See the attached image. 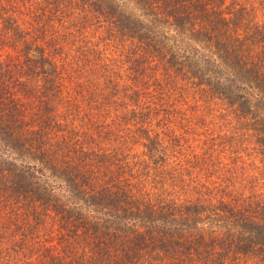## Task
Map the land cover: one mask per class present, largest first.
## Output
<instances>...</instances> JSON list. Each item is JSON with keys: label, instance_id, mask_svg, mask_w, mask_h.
I'll return each mask as SVG.
<instances>
[{"label": "trees", "instance_id": "trees-1", "mask_svg": "<svg viewBox=\"0 0 264 264\" xmlns=\"http://www.w3.org/2000/svg\"><path fill=\"white\" fill-rule=\"evenodd\" d=\"M4 1L0 45L14 55L0 57V264H230L239 256L264 264V200L257 193H230L225 200L223 187L204 193L201 187H209L202 184L180 201L160 192L135 199L120 184L94 182L100 168H84L81 160L92 149L78 141L87 129L71 127L73 119L58 110L64 103L59 75L82 64L81 53L66 55L63 42L103 22L114 38L127 40L133 82L152 62L174 91L188 84L219 100L264 160V13L252 22L245 2L220 13L223 0H14L20 9ZM164 27L204 43L213 59L177 53ZM127 100L121 115L140 119L143 151L157 164L164 154L142 126L154 116L149 107L142 110L136 93ZM87 122L92 130L98 126ZM37 173L64 185L71 201ZM51 222L52 251L39 244Z\"/></svg>", "mask_w": 264, "mask_h": 264}, {"label": "rangeland", "instance_id": "rangeland-1", "mask_svg": "<svg viewBox=\"0 0 264 264\" xmlns=\"http://www.w3.org/2000/svg\"><path fill=\"white\" fill-rule=\"evenodd\" d=\"M244 2L251 21H262L259 12L264 13V0H235V3L223 0L218 9L220 13H230L236 5H243ZM4 3L5 7L20 9L18 1ZM229 24L233 27L232 22ZM161 29L177 53L184 55L192 52L203 60L213 59L212 50L204 43L189 41L185 35L168 27ZM237 33L233 30L231 34ZM118 39L101 22L79 28L74 35L67 36L62 46L66 55L81 53L82 64L75 68L66 67L68 72L59 75L64 103L61 102L58 110L63 111L64 108L68 122L73 119L71 123L74 126L70 123L68 126L78 130L81 127V131L87 129L78 141L80 139L82 144L87 142L92 149L81 163L86 169L92 166L94 172L98 171L94 182L120 184L132 192L135 199L144 195L152 198L155 192H160L161 197L180 201L184 195L192 197L193 185L200 187L203 184L209 187L207 190L201 187L204 193L224 190L222 199L225 200L230 193L246 196L252 192L264 200V160L254 156L250 150L251 144L242 137L244 132L231 115V110L223 109L219 100L201 97L195 87L188 84L183 86L184 90L179 87L180 91H174L168 86L166 77L160 75L161 70L152 67V62L145 63L142 74L136 76L133 82V73L127 69L129 44L125 39ZM6 53L14 55L13 49L1 44L0 57ZM182 83L178 79L176 86ZM133 93L142 103V110L146 112L149 107V114L154 116L142 126L148 129L149 135H156L159 150L164 154L163 160L157 164H151L143 151L136 129L139 122H135L140 119L126 120V116L121 115V103L128 102V96ZM108 100L112 105L105 104ZM127 107L129 105L124 110ZM101 111L106 117L98 116ZM75 113L77 115L73 117ZM89 118L94 127L98 124L95 130L88 128ZM173 139H176L175 144L170 142ZM106 166L107 170L103 172ZM97 167L100 169L96 171ZM37 175L67 202L71 201L64 185L50 175ZM220 187L223 190H219ZM90 214L91 211H88ZM91 215L98 217L101 212H92ZM53 227H48V232H40L41 248L55 249L56 231ZM230 264L261 263L239 256Z\"/></svg>", "mask_w": 264, "mask_h": 264}]
</instances>
